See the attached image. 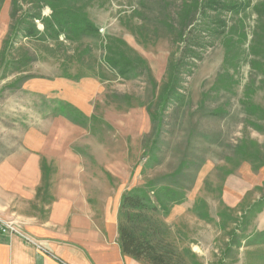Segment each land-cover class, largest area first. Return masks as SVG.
<instances>
[{"label":"rangeland","instance_id":"1","mask_svg":"<svg viewBox=\"0 0 264 264\" xmlns=\"http://www.w3.org/2000/svg\"><path fill=\"white\" fill-rule=\"evenodd\" d=\"M196 2L190 34L182 20ZM55 11L86 16L99 32L62 25L48 38ZM33 26L38 37H24ZM55 77L103 86L91 116L24 88ZM62 116L88 133L79 144L89 179L116 186L106 168L128 170L124 196L142 207L120 208L119 221H132L158 253L174 264H264V0H0V163L30 128Z\"/></svg>","mask_w":264,"mask_h":264},{"label":"crops","instance_id":"2","mask_svg":"<svg viewBox=\"0 0 264 264\" xmlns=\"http://www.w3.org/2000/svg\"><path fill=\"white\" fill-rule=\"evenodd\" d=\"M24 88L57 96L87 117L94 110L90 99L104 92L95 79L76 84L63 77L33 79ZM115 127L127 136L124 123ZM149 127L146 116L140 135ZM84 134L72 121L58 117L45 130L30 128L22 148L0 163V215L21 224L36 241L0 233V264H144L120 245L119 212L128 170L106 168L116 176V186L89 179L79 144ZM48 159L56 162L55 169L46 166Z\"/></svg>","mask_w":264,"mask_h":264},{"label":"trees","instance_id":"3","mask_svg":"<svg viewBox=\"0 0 264 264\" xmlns=\"http://www.w3.org/2000/svg\"><path fill=\"white\" fill-rule=\"evenodd\" d=\"M210 3H212V1ZM220 5H222V7H226L228 12L238 11L245 7V5L242 3H239V5L234 4L230 6L220 3ZM195 7L197 8L196 12L194 11V13L190 15V17L182 20V24L188 23L189 27H191V29L188 30L190 34L196 29V24H195L196 22H193V21H195L197 11L200 10L199 9L200 4L197 3ZM61 13L63 12L62 11L53 12L52 19L46 21L47 26H46L45 31H46V36L48 38H54V37L59 36L62 31V25H64L65 29H67L68 26L70 27V29L72 28L75 29V34L77 35H90V34H95L99 32V28L88 17L74 16V15H67V14L62 15ZM56 25H59L61 28L57 29L55 27ZM219 25L226 27L227 26L226 20H221ZM185 28H187V26ZM23 30L26 33L24 37H38L37 34H33V31L35 30L34 26L27 27ZM213 32L217 33V35H222L224 33V30L220 31L219 29H217V30H214ZM211 35H214V34L211 32ZM205 42H207V40H205L204 43ZM191 52H192V58L201 57L198 50L191 49ZM110 61L112 65L117 64V62H114L112 60ZM178 66H179V62H177V66L175 65L171 69V73H170L171 79L167 83V86L165 87V93L172 91L176 87V80H177L176 74H177ZM138 207L140 208L142 207L141 197L133 196L130 194H127L124 196L121 209L137 210V209H140ZM132 213L133 212L130 213L129 211L128 215L131 216ZM131 222L132 221L130 220L125 222L124 219L120 221V245L124 253H126L127 255L131 257H134L135 259L141 260L142 262L144 261L146 264H174L170 257H166L158 253L157 247L152 242V239L149 238L146 234L142 235L139 229L136 228L135 225H132Z\"/></svg>","mask_w":264,"mask_h":264},{"label":"built area","instance_id":"4","mask_svg":"<svg viewBox=\"0 0 264 264\" xmlns=\"http://www.w3.org/2000/svg\"><path fill=\"white\" fill-rule=\"evenodd\" d=\"M0 233L8 236H21L25 238L27 241L35 243L31 236H29L23 229L21 224H14V222L9 219H5L0 215Z\"/></svg>","mask_w":264,"mask_h":264}]
</instances>
